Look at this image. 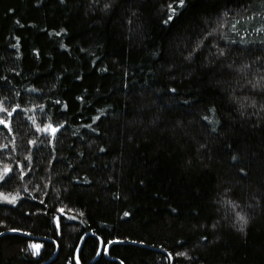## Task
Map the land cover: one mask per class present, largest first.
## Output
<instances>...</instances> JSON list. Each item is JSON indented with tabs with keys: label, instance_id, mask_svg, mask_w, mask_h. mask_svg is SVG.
<instances>
[{
	"label": "trees",
	"instance_id": "16d2710c",
	"mask_svg": "<svg viewBox=\"0 0 264 264\" xmlns=\"http://www.w3.org/2000/svg\"><path fill=\"white\" fill-rule=\"evenodd\" d=\"M169 4L183 13L179 38L163 23ZM203 19L227 55L205 47L186 62L210 30ZM262 42L264 0H0V102L21 106L0 111L12 129L0 125V168L14 170L0 192L21 196L0 201V264H264V124L253 126L258 108L241 114L230 101L236 88L264 104L261 89L237 87L264 75ZM49 121L63 125L54 143L37 130ZM225 188L244 231L218 203ZM101 238L119 242L106 253Z\"/></svg>",
	"mask_w": 264,
	"mask_h": 264
},
{
	"label": "snow or ice",
	"instance_id": "6c2138e0",
	"mask_svg": "<svg viewBox=\"0 0 264 264\" xmlns=\"http://www.w3.org/2000/svg\"><path fill=\"white\" fill-rule=\"evenodd\" d=\"M63 2V0H62ZM176 3H178L179 7L181 9H184L186 7L187 4V0H175ZM93 4L94 5H99L100 4V0H93ZM113 5L111 3H104L103 4V9L104 10H109ZM95 10V9H93ZM168 10L170 12V14L168 15L167 19L163 21V23L165 25H174L177 27L178 31H177V38H179L180 36V31L179 29L182 27L180 25L177 24V21L180 20V16L183 14L182 12H178L177 7L173 6V4H169L168 5ZM202 22L208 26L210 28V30L205 31L204 35L198 39L195 43V45L191 48L190 51H188V55L184 57L185 61H192L194 58H196L197 56H199L205 47H208L209 50H211L212 47H215L217 49L216 53H214V55L216 56L217 59H219L220 57H226L227 53L225 51V49L220 48L219 46V42L215 39V33H217L218 29L216 28H211L210 22L208 19H203ZM62 31H66V30H62ZM221 39H225V37H221ZM17 40H19V37H17ZM209 41H211V43H209ZM264 43V42H262ZM189 48V45L187 43L184 44V49L187 51ZM162 54V53H161ZM215 60H209L208 63H215ZM175 65H170V68H174ZM229 68L232 67V65L228 66ZM250 65L249 64H245L240 66L237 70L240 73H244L247 74V71L249 70ZM82 79V77H80ZM0 79H5L6 78H0ZM172 79H175V77H172ZM245 84L250 85L252 89H261V91H264V75H259L256 77L255 83H253L251 80H246L244 82V84H241L239 81H237V87L239 88H243L245 86ZM35 91H40L39 89H33ZM170 93L172 94H179L178 90L176 88H172L170 90ZM79 99L83 100V97H79ZM230 101H234L235 103L239 104V108L237 109V111H239L241 114H244L247 112V109L249 107L253 108L254 110L258 108V111H254L252 114L255 115L257 117V124L253 125L254 127L260 126L261 124H264V120H262L260 118V114L262 112H264V104H260L257 105V102L255 99H250L249 96H240L236 94V88L232 89V96L230 97ZM250 101V103H249ZM57 104H60V101H57ZM185 104L187 105L188 102L185 101ZM21 106L20 104H17L11 112H9V110L6 107H3L2 102H0V111H3L5 113L8 114L9 117H11L12 112H15L17 109H19ZM33 107H36L35 105H33ZM40 107H44L43 105H40ZM64 107L67 108V104H64ZM210 111L212 113H216L217 112V108L215 105H211L210 106ZM96 119H99V117H96ZM203 119L205 121H209V116H204ZM9 120H5L3 117H0V125H4L6 127H8V130L11 131V127L9 126ZM66 123V122H65ZM223 127V125L221 124V121L219 120L218 117L212 118L210 121V127L211 130L214 133H219V127ZM86 127L88 128H92V125H86ZM61 128H63L62 124H56L53 125V123L51 121L44 123L43 126H37V130L41 131L43 133L46 134H51L53 140L50 142L54 143L55 137H56V133L58 132V130H60ZM97 129H93V131H96ZM30 143L32 144H36L38 143L37 141H30ZM0 147L2 148H7L8 145H0ZM201 149L206 148L207 145L206 144H200L199 146ZM229 148H231V145L228 146ZM99 151L101 152H106L107 149L105 148H101L99 149ZM81 155H83V153H81ZM32 157L28 156L27 157V161H31ZM232 159L235 160L237 159L236 156H232ZM191 163V161H189V164ZM25 167H28L29 169L31 168V164L27 163V164H20V168H19V172L15 173L16 176H18V178L23 179L25 178L26 175H28L29 173L25 172ZM240 172L242 173H246V170L244 168H240L239 169ZM13 174H14V170L13 167L10 165H5L4 167L0 168V186H3L4 184H7L9 181H11L13 179ZM231 192L230 188H225L224 189V194H223V198L220 199L218 201L219 204L224 205L227 209H229L230 211L234 212L235 214V220L236 222L239 223V230L240 231H244L246 229V227L249 224V218L248 216L242 211H237V209H239L241 206L238 204L237 201L233 200L230 198L229 193ZM21 199L20 193L17 192L16 195H9L6 194L4 192H0V201H4L7 202L8 204H13L15 205L19 200ZM41 203H43L41 201ZM60 213H64V208L61 207L58 210ZM175 211V210H174ZM125 216H129L131 215V213L125 212L124 213ZM223 219H227V214H225L224 217H222ZM61 216L57 215L53 217V220L56 224V228L57 230H59L61 228ZM235 226V225H234ZM211 227L213 229L217 228V223H213L211 225ZM8 231L11 232H22L23 230L20 228H12V229H8ZM31 235V234H29ZM0 236H3V233H0ZM202 242L204 243H208V238L207 236L201 237ZM119 242V238H117L116 240H107L105 241L104 238H101L100 243L104 245V251H108V246L112 245L113 243ZM140 243H144V241H140ZM32 249H34L33 255H39L40 253V249L42 247V245L40 244H36L33 243L30 246ZM100 251H97V255H100ZM187 257L189 259H191V257H188V253L187 251L184 252H176L175 254H173L171 251L167 252V259L169 260H173L175 257ZM76 264H79L80 261V257L76 256ZM69 264H71V261L69 262Z\"/></svg>",
	"mask_w": 264,
	"mask_h": 264
},
{
	"label": "water",
	"instance_id": "95a60500",
	"mask_svg": "<svg viewBox=\"0 0 264 264\" xmlns=\"http://www.w3.org/2000/svg\"><path fill=\"white\" fill-rule=\"evenodd\" d=\"M82 243H83V241L80 243V245H79V247H78V249H77V253H79V251H80V249H81V246H82ZM108 248H109V246H108ZM108 251H106V253H107ZM100 253H101V249H100ZM100 255H97V258L99 257Z\"/></svg>",
	"mask_w": 264,
	"mask_h": 264
}]
</instances>
